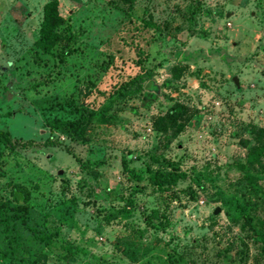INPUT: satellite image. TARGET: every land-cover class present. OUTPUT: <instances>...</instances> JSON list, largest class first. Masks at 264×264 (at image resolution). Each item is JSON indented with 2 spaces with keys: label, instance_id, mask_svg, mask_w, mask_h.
<instances>
[{
  "label": "rangeland",
  "instance_id": "1",
  "mask_svg": "<svg viewBox=\"0 0 264 264\" xmlns=\"http://www.w3.org/2000/svg\"><path fill=\"white\" fill-rule=\"evenodd\" d=\"M45 1L0 0V130L33 142L0 144L3 215L16 207L12 184L29 192L24 222L0 224L4 264H264L218 194L264 223V179L242 176L249 129L264 127V0H57L76 33L62 59L35 44ZM172 107L181 130L156 131ZM86 114L80 138L47 125ZM121 158L143 176H186L162 200L135 190Z\"/></svg>",
  "mask_w": 264,
  "mask_h": 264
},
{
  "label": "trees",
  "instance_id": "2",
  "mask_svg": "<svg viewBox=\"0 0 264 264\" xmlns=\"http://www.w3.org/2000/svg\"><path fill=\"white\" fill-rule=\"evenodd\" d=\"M127 4V8L131 7L133 0H121ZM130 19V18H129ZM145 26L150 25L149 22L144 23ZM76 33L71 31L69 20L65 17H61L57 12V0H47L41 7V18L38 23L37 37L35 40L36 46L39 48L42 54H49L52 47L56 46L58 50L59 59L67 56L72 52L70 44L74 42ZM182 68L178 64H173L169 68V78L171 80H177L181 75ZM181 107H172L164 115L154 117L152 125L156 131L165 132L168 129H172L173 133H177L181 130L182 124L175 120L176 114ZM91 114H86L79 119L73 121L57 120L55 122H48L49 129L67 128L71 129L73 136L80 138L86 124L91 119ZM250 140L252 143L247 147L244 154V161L242 163V176L247 182H257L260 179H264V164L262 159L264 158V127H251L249 129ZM31 140H13L10 138L7 132L0 130V144L6 146L8 149H14L16 147L23 148L25 146L32 145ZM46 145L56 144L54 141L46 140L43 142ZM244 144H248L245 141ZM82 167H86L83 165ZM121 172L126 177L134 182L135 190L138 186L144 185L151 189H155L160 192L162 200H170L174 197V194L170 191L179 179L185 178V173L179 170L169 171H150L146 169V175L131 167H128L125 158L120 160ZM198 178H194L196 184H200V175ZM146 181L144 184L143 182ZM218 191V190H217ZM220 202L228 209L233 210L235 214L241 220V225L253 235L260 242L261 248L264 250V223L255 222L253 215L249 209L235 196H222L218 191ZM260 196H264V187L259 191ZM10 196L16 203V207L12 210L11 215L4 216L0 210V224L3 229L9 231L8 219H17L20 223H23V217L21 214L16 213L17 210L25 211L27 208V200L29 197L28 190L18 184H12L10 188ZM127 212H123V216H127ZM33 232V231H32ZM40 236V237H39ZM45 242L49 241L47 235H38ZM4 258H8L11 255V251L2 252ZM7 263L3 257L0 256V264Z\"/></svg>",
  "mask_w": 264,
  "mask_h": 264
},
{
  "label": "water",
  "instance_id": "3",
  "mask_svg": "<svg viewBox=\"0 0 264 264\" xmlns=\"http://www.w3.org/2000/svg\"><path fill=\"white\" fill-rule=\"evenodd\" d=\"M232 81L236 84L237 82H236V78L233 76L232 77ZM61 171L60 170H58L57 171V173L59 174ZM218 211H219V208L218 207H214V209L212 210V214H216V213H218Z\"/></svg>",
  "mask_w": 264,
  "mask_h": 264
}]
</instances>
